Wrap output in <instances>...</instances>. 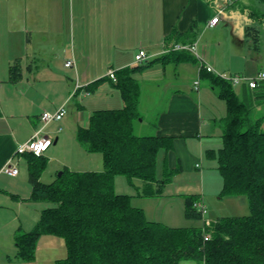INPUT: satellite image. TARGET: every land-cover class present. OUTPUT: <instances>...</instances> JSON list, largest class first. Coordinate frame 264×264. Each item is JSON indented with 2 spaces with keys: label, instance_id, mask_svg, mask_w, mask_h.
Returning a JSON list of instances; mask_svg holds the SVG:
<instances>
[{
  "label": "crops",
  "instance_id": "0c3cea01",
  "mask_svg": "<svg viewBox=\"0 0 264 264\" xmlns=\"http://www.w3.org/2000/svg\"><path fill=\"white\" fill-rule=\"evenodd\" d=\"M234 1L215 0L210 4L205 0H0V264H26L16 259V235L19 231H32L44 209L31 198L27 157L17 155L18 147L40 129L43 112H56L74 101L68 109L71 117L66 113L63 120L49 123L42 132L43 136L55 138L44 154L48 166L42 178L46 174L51 177L66 167L75 170L74 162L68 161L81 155L88 158L85 153L88 151L76 138L78 130L87 127L91 114L102 109V105L112 102L117 107L124 105L120 91L106 79L108 72L134 66L141 50L147 53L149 60L162 56L166 51V37L174 30L185 34L192 26L196 36L193 43L197 42L202 61L156 62L151 66L155 73L145 70L133 77L141 85L140 107L144 86L156 90L161 87H157L158 84L165 81V88L171 90L158 111L156 126L150 135L173 140V148L160 153L158 176L163 174L165 165L170 170L181 168L165 186L181 185L177 190L181 197H178L176 212L183 214L186 196H195L181 189L190 191L191 182L199 180L196 176L203 186L196 197L203 196L205 191L217 194V187L216 191L210 190L208 182L218 180V164L208 158L207 152L218 151L223 146L227 106L215 93L207 74H200L201 62L220 74L251 77L264 71V39L260 40L258 52L250 50L251 41L244 32L247 26H252L250 11L247 6L237 14L236 10L230 11ZM257 4L264 6L259 0ZM221 8L225 13L220 23L214 28L208 27V22ZM256 8L264 13V8ZM237 15L241 19H236ZM177 39L174 43L184 44L182 39ZM69 60L74 63L66 67ZM187 74L192 75L188 84L168 83L179 81ZM97 80L103 82L94 93L84 90ZM198 80L197 90L195 82ZM102 87L109 90L107 94L101 93L103 89L99 91ZM244 90L245 86L241 85V94ZM263 110L264 105L260 104L258 112ZM51 124L55 125L47 134ZM62 149H67L65 158L57 155ZM10 161L18 169L17 176L4 171ZM101 161L102 158L93 157V164L88 160L87 166H79L76 171H103ZM193 179L195 181H191ZM130 183H136L138 194L144 196L142 181ZM217 186L222 190V185ZM115 187L120 191L125 188L123 176L116 178ZM224 198L233 203L234 211L248 206L243 197L221 196L220 201ZM149 199L158 202V207L167 204L161 202L162 194ZM131 202L144 212L149 207L143 200L135 204L131 198ZM33 207L37 208L36 212ZM173 209L167 204L162 211L170 222ZM234 213V217L243 216ZM164 218L148 220L165 224ZM211 219L217 220L213 216ZM45 237L42 236L38 244ZM181 264L203 263L183 261Z\"/></svg>",
  "mask_w": 264,
  "mask_h": 264
},
{
  "label": "trees",
  "instance_id": "16d2710c",
  "mask_svg": "<svg viewBox=\"0 0 264 264\" xmlns=\"http://www.w3.org/2000/svg\"><path fill=\"white\" fill-rule=\"evenodd\" d=\"M205 1L213 4L215 0ZM249 15L251 20L258 19L253 11ZM244 32L248 40L254 41L258 52L260 30L247 26ZM177 38L184 44H192L196 38L194 27L185 34L172 31L166 37L162 56L115 71L116 80L106 78L120 91L123 107L94 111L87 127L80 128L76 134L88 152L102 154L103 171H76L66 167L61 176L57 174L47 184L42 181V175L48 159L44 155L25 154L31 198L49 206L42 210L32 231H19L16 235L18 261H34L40 238L50 235L64 239L68 252L67 258L55 264H181L183 261L264 264V110L262 114L258 112L259 105H264V82L255 89L243 85L244 93L239 94L229 81L203 66L200 69V74H207L212 88L227 106L223 146L218 151L209 150L207 156L218 164L223 180L222 196L244 197L249 206L248 215L222 217L208 228H176L148 220L144 210L132 204L130 195L116 191V178L123 176L130 182L142 181L144 196L156 197L181 171L180 167L170 170L165 165L163 174L158 176L160 153L173 148L172 139L135 133V124L142 118L141 85L133 77L156 62L196 61L193 54L173 49ZM102 82L97 80L84 90L94 93ZM198 198H185L188 219H201L193 207ZM204 233L209 236L207 240Z\"/></svg>",
  "mask_w": 264,
  "mask_h": 264
},
{
  "label": "rangeland",
  "instance_id": "374dc122",
  "mask_svg": "<svg viewBox=\"0 0 264 264\" xmlns=\"http://www.w3.org/2000/svg\"><path fill=\"white\" fill-rule=\"evenodd\" d=\"M222 3H225L226 0H220ZM256 0H235L234 1V5L231 7L230 11L233 12V10H236V14L239 11H243L245 9V6H247V9H249L250 12H255V14L258 16V19L255 20H250L251 22L249 24H252V26L256 27L258 30H260V35L261 38L264 39V13L259 11L258 8H256L257 6L259 8H261V10H263L264 6H261L262 4H257V6L255 5ZM256 6V7H254ZM260 18H263L262 20H260ZM236 19H241L240 16H236ZM237 28V27H236ZM237 35V32H236ZM238 36V35H237ZM241 37H243V35H241ZM239 40H240V35H239ZM251 47L250 50H252V52H255V48H254V41L251 40ZM224 45H227L224 44ZM223 45V46H224ZM263 53H262V57L264 58V45H263ZM191 67V65H190ZM151 71L150 73H155L156 70H154V68L150 67L148 69H146V72ZM149 73V74H150ZM191 74H187L184 75L180 78L179 81H172V82H168L174 85H179V84H188L191 78ZM109 84V83H107ZM165 84L166 82L164 81V83H160L158 84L157 87L161 86L159 89L156 90H152L151 88H149L148 85L144 86V91H143V96L141 98V107H140V112H141V116L142 118L139 120V122H137L135 124V133L137 135H150L152 134V129L154 128L156 121H157V116H158V111L161 110V108L164 106V104L166 103L168 97L170 96L171 92L170 89H166L165 88ZM110 85V84H109ZM172 88L173 85H170ZM105 87V86H104ZM102 87L100 88L99 91H101V89H103V91L101 93H105L107 94L109 90H105V88ZM110 87V86H109ZM155 87V88H157ZM168 87V86H167ZM175 88V87H174ZM173 88V90H174ZM236 92L241 94V86H236L235 87ZM215 93L218 95L217 90H215ZM104 97H106V95H104ZM105 99H109V98H105ZM219 99H221L219 97ZM80 97H79V101H80ZM222 101V99H221ZM74 102V101H73ZM73 102H70L69 105L66 106V112L68 113V117H71V115L69 114V107L73 106ZM114 102H112V104H104L102 105V109H117V108H121V107H117L113 105ZM105 106V107H104ZM123 107V106H122ZM263 112H260L259 114H262ZM55 124H51L47 130L46 133L48 134L49 132H51V128L54 126ZM53 140H55V138H53ZM54 147V146H53ZM67 149H62L61 151L57 152V155L61 158H65L67 156ZM86 156H88V158H85L83 155L81 156H75L74 159L68 162H74L72 164V168L74 166L75 170H77V168H84L85 166H87L88 164V160L92 161L93 164V157L96 158H102L101 161V165H103V170H104V162H103V156L101 153H88L85 152ZM94 154V155H93ZM80 155V154H79ZM68 157H71L68 156ZM69 159V158H68ZM100 161V159H99ZM92 164H90V166H92ZM64 163L62 165V169L64 167ZM80 166V167H79ZM161 168V167H160ZM160 168L158 170V172H160ZM60 172H62V170L53 173V176H49V174H46V176L44 175L42 178V181L45 183H51L57 176V174H59ZM219 173V171H218ZM217 176V181L216 179H213L212 182H208L210 185L209 188L210 190L212 189V191H216V187H217V194L215 193H206L207 191H205V194L202 193L203 197H204V201L206 206L208 207V217H214V218H222V217H232L235 216L233 214H235L234 212H236V215L240 216V215H248L249 214V206H245L243 208H240L236 211H234L233 208V203L224 198L223 201H220V198L222 196V190L220 187L217 186V184L220 186L222 185V189H223V180L219 174L216 175ZM197 178H199V180L196 182L195 179L191 180V181H195V182H191V190L190 191H186L185 189H181V192H191L190 195H195L197 196V194H200V192H202L203 190V186L201 185V179L200 177L196 176ZM123 183H124V187L125 188H121L122 191H120L119 188H117V193L119 192V194H127L132 196V200L133 203H139L142 202V200L147 203V211H145V214L147 216V218L149 219H153L156 221H159L160 218L163 219V214L162 211L165 208V206L167 204H171L173 206V212L171 215L172 217V222H170L169 220L165 219L166 225L171 226V227H177V228H181V227H193V226H201L202 225V219L200 220H192V219H188L185 215V210L182 209L183 214L181 213H177L176 210H178L179 206H178V197H181V195L179 194V192H177V190H179V186H177L176 184L172 187L168 186L165 187V191L163 190L162 192V196H163V200L161 202H164V204L167 202L166 205H164V207H158L157 203L155 200L153 199H149L147 197H144L141 193L140 195L138 194V188H137V184L136 183H130L128 181L127 178L123 177ZM212 183V184H211ZM136 184V185H135ZM207 190V189H206ZM209 198V199H208ZM244 198V197H243ZM39 205V208H46L47 206H49L48 203H43V202H36L33 201ZM151 207V209H149ZM172 207H168V209H171ZM37 210V208L34 209L33 207V211ZM42 210V209H41ZM209 210H210V215H209ZM210 217V218H211ZM45 238L43 240V242L38 244L37 247V257L36 260L34 261H30V262H25L26 264H55V262L57 260H61V259H65L68 256V252H67V247H66V243L64 241V239L59 238V237H55V236H50V235H43Z\"/></svg>",
  "mask_w": 264,
  "mask_h": 264
},
{
  "label": "built area",
  "instance_id": "2783aa9c",
  "mask_svg": "<svg viewBox=\"0 0 264 264\" xmlns=\"http://www.w3.org/2000/svg\"><path fill=\"white\" fill-rule=\"evenodd\" d=\"M230 3L231 0H228ZM225 9H218L216 11V15L208 22L207 26L210 28L216 27L221 20V17L224 15ZM175 51H182V52H189L193 54L197 59L200 61L201 58L198 54V45L197 42L192 44H177L173 48ZM149 60V56L145 51H140L136 55V63H143L145 61ZM73 61L69 60L66 62V67H70L73 65ZM204 67L206 71L210 73H214L221 77L222 79H225L232 83L234 86L238 85H247L251 89L258 88L263 82H264V71L258 72L254 76H247V75H231V74H220L215 71V69L203 62H201V67ZM200 67V69H201ZM108 76H110L112 79L116 80V75L114 70H110L108 72ZM195 86L198 88L200 86V81L195 82ZM66 115V108L65 106L61 107L59 110H57L54 113L45 111L42 114V127L33 135V137L25 144L20 145L17 149V155H24L26 153H31L36 156H42L44 153L48 151V149L52 146L53 140L47 136H43L41 133L44 130V128L53 121H61L64 116ZM4 171L11 175V176H17L18 169L16 165H13L12 161L8 163V165L5 167ZM193 207L201 214L202 219V227L208 228L211 227L216 221L208 217V208L205 204V201L203 199V196H200L194 203ZM205 231V229H204ZM209 236L207 233H204V239L207 240Z\"/></svg>",
  "mask_w": 264,
  "mask_h": 264
},
{
  "label": "water",
  "instance_id": "95a60500",
  "mask_svg": "<svg viewBox=\"0 0 264 264\" xmlns=\"http://www.w3.org/2000/svg\"><path fill=\"white\" fill-rule=\"evenodd\" d=\"M61 174H62V173L60 172V173L58 174V176H61Z\"/></svg>",
  "mask_w": 264,
  "mask_h": 264
}]
</instances>
